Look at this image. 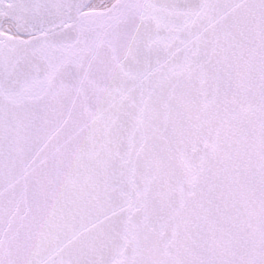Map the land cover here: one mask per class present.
<instances>
[{"label":"snow or ice","instance_id":"1","mask_svg":"<svg viewBox=\"0 0 264 264\" xmlns=\"http://www.w3.org/2000/svg\"><path fill=\"white\" fill-rule=\"evenodd\" d=\"M0 264H264V0H0Z\"/></svg>","mask_w":264,"mask_h":264}]
</instances>
